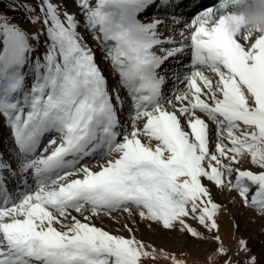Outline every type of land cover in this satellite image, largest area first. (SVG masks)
Returning <instances> with one entry per match:
<instances>
[{
  "label": "snow or ice",
  "instance_id": "1",
  "mask_svg": "<svg viewBox=\"0 0 264 264\" xmlns=\"http://www.w3.org/2000/svg\"><path fill=\"white\" fill-rule=\"evenodd\" d=\"M244 2L214 0L176 41L159 31L166 21L140 19L169 0H77L119 77L111 91L67 0L23 4L28 22L42 24L31 33L0 14V117L15 145L9 157L0 152V264H143L155 248L93 218L134 207L165 230L179 225L201 238L189 219L216 232L221 207L205 179L264 213V33L235 11ZM181 22L173 17L171 27ZM186 48L188 70L173 73L184 88L168 96L159 70ZM121 89L130 99L123 123ZM245 158L258 170L243 168ZM8 177L18 180L12 191Z\"/></svg>",
  "mask_w": 264,
  "mask_h": 264
},
{
  "label": "rangeland",
  "instance_id": "2",
  "mask_svg": "<svg viewBox=\"0 0 264 264\" xmlns=\"http://www.w3.org/2000/svg\"><path fill=\"white\" fill-rule=\"evenodd\" d=\"M62 5L64 0H54ZM35 5L37 0H18L13 6L10 7V12H6V15L12 22L19 23L30 33L35 32L42 27L39 22L30 23L27 20L28 13L22 7L23 4ZM175 6L174 4L170 5ZM159 7L155 6L146 12L149 16L147 18L155 16L158 19H162L169 23H172V18L176 17L182 22L176 25L177 32L180 33L184 29V22H191L193 16L196 13L193 10V6H189L188 10L192 12L191 15L187 14V11L183 15L172 12L170 19L163 14L165 11H160ZM66 10L69 13H75L77 19L80 22L78 31L82 34L84 41L92 48L95 54V60L98 66L102 69L105 75L109 90L117 85L119 77L116 76L110 66V62L106 60L105 53L102 50L101 45L93 37V34L84 26V16L81 14L80 9L77 6V0H67ZM166 16V17H164ZM142 17V16H140ZM146 21V18L142 19ZM167 25V23H166ZM167 36V35H165ZM43 39V38H42ZM181 39V38H180ZM180 39H175L180 41ZM254 42V39L249 40L247 43ZM173 47L178 45L165 44L164 47ZM43 45L41 44L40 51H43ZM181 54V53H180ZM177 55L172 58H181L182 62L176 64L178 60H174V64L169 58L166 65V71L174 68L178 72H185L188 70L190 64L191 53L190 50H186L182 53L183 56ZM186 54V57L184 56ZM185 58V59H184ZM170 61V62H169ZM182 64V65H181ZM172 65H175L172 67ZM178 67V68H177ZM161 71V70H159ZM162 72V71H161ZM168 77L169 73H163ZM29 84L31 79L29 78ZM179 88L183 89L184 85L180 84ZM170 91V88H167ZM172 91L168 94L171 96ZM120 95L125 101L124 111L119 112V118L121 122L128 121L130 99L127 92L123 89L120 90ZM203 115V114H201ZM213 143L215 142V126L211 125ZM47 140V137L45 138ZM15 145L11 139L10 129L6 126L4 119L0 117V152H3L5 157H9ZM96 157V160H99ZM95 161H88L89 165ZM243 168H250L253 171H257L255 165L249 162V159L245 158L241 160ZM238 165V166H241ZM15 166V165H14ZM7 174V173H5ZM32 181V178H28V182ZM204 183L210 188L212 197L221 207L217 214V222L219 229L216 232L210 233L196 220L189 219V223L202 233L201 238H194L181 230V226L177 225L175 231L165 230L161 224L149 221L139 216L138 211L132 207L130 212H124L122 210L112 213L111 216L101 213V215L93 218V223L97 226L103 227L105 230L112 234L122 235L124 237H130L132 235L138 241H142L145 245V249L151 251L155 248V258L145 257L143 258V264H172L170 257H175L184 262V264H225L226 260H231L232 264H246L250 261L252 256L256 257V264H264V213L253 206H245L241 203V198L238 196L235 190L224 188L223 190L214 186L211 182L204 180ZM18 184L17 178L10 177L8 180L9 190L12 191ZM88 211H85L84 215H88ZM77 218L83 219L81 214L74 213ZM127 224L132 228L130 233L124 225ZM213 236H219L223 247L227 250V257L217 254L216 250L220 246L216 241L212 239ZM243 239L246 241L248 251H242L239 241Z\"/></svg>",
  "mask_w": 264,
  "mask_h": 264
},
{
  "label": "clouds",
  "instance_id": "3",
  "mask_svg": "<svg viewBox=\"0 0 264 264\" xmlns=\"http://www.w3.org/2000/svg\"><path fill=\"white\" fill-rule=\"evenodd\" d=\"M240 14L244 16L253 33L257 30L264 33V0H253L250 8Z\"/></svg>",
  "mask_w": 264,
  "mask_h": 264
},
{
  "label": "bare ground",
  "instance_id": "4",
  "mask_svg": "<svg viewBox=\"0 0 264 264\" xmlns=\"http://www.w3.org/2000/svg\"><path fill=\"white\" fill-rule=\"evenodd\" d=\"M171 2V1H170ZM170 2L168 3V5L170 4ZM249 2V0H245V2L244 3H248ZM167 5V6H168ZM154 7V6H153ZM153 7H151L150 8V11H152L151 9L153 8ZM205 7H203V9H204ZM149 12V11H148ZM147 12V13H148ZM147 13H145V14H143V15H141L142 17H140V19L142 18V19H144V18H146V20L148 19L147 17H149V16H147L148 14ZM164 14L167 16H164V17H166V18H168V19H170V17H172V16H170V14L168 13V12H164ZM197 14V13H196ZM167 22V21H166ZM171 25H172V23H169V22H167V25L165 24V25H162V26H160V28H159V31L161 32V33H163L164 35H167V36H172V37H174L175 39H180V36H179V32H177V27L176 26H174V27H171ZM176 83V82H175ZM91 166V165H90ZM74 213L75 212H73L72 214L74 215Z\"/></svg>",
  "mask_w": 264,
  "mask_h": 264
},
{
  "label": "trees",
  "instance_id": "5",
  "mask_svg": "<svg viewBox=\"0 0 264 264\" xmlns=\"http://www.w3.org/2000/svg\"><path fill=\"white\" fill-rule=\"evenodd\" d=\"M18 0H0V14L10 12V7L13 6Z\"/></svg>",
  "mask_w": 264,
  "mask_h": 264
}]
</instances>
